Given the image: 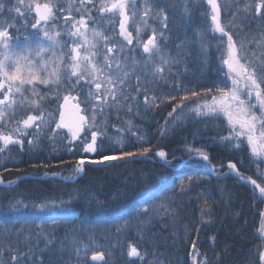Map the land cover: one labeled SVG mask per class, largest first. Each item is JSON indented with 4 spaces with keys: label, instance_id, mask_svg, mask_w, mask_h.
I'll use <instances>...</instances> for the list:
<instances>
[{
    "label": "snow or ice",
    "instance_id": "6c2138e0",
    "mask_svg": "<svg viewBox=\"0 0 264 264\" xmlns=\"http://www.w3.org/2000/svg\"><path fill=\"white\" fill-rule=\"evenodd\" d=\"M159 2L144 0L138 5L137 0H99L98 3L96 0H87V3L80 0L79 6L66 9L62 0H48L43 4L35 0L32 3L15 0V4L11 0H0V14H16L10 17L12 22H0V142L4 146L0 147V152L9 145H19L23 151L25 142L29 146H37L26 138L40 134L47 137L50 132L52 136L49 139L59 137L67 141L64 148L69 154L79 153L76 155L77 172L82 171L81 166L86 162L100 165L154 155L170 169L186 163H198L222 176L234 174L239 181L250 184L254 191L258 190L264 199V175L259 177L261 183H257V179L243 175L236 163L229 161L226 166L222 162L214 165V157L206 151L208 145L196 147L195 142L201 138L200 129L192 133L191 141L184 138L182 151L186 156L168 159V153L159 143L153 145L143 135L137 137L133 150L117 149V142L107 136L106 127H100L102 118L113 113L119 121L122 112L135 115L143 109L151 110L153 105L159 107L163 103L161 96L166 95L177 102L169 105L171 111L167 116L172 119L165 120L166 128L158 127L159 135L167 136L169 131L182 128L184 121L178 119V114L188 109L193 123L212 122L216 135L203 139L226 146L230 151L247 148L255 161L264 164V0H250L243 5L241 12L246 14L245 20L249 23L257 19L261 21L255 34L245 35L243 39H234L242 31L235 27L234 20L221 22V5L217 0H198V3L207 5L201 15L210 17L211 33L218 41L216 72L219 78L201 88L189 87L178 81L180 72L172 70L174 65L180 64L179 57L188 53L181 51L183 43L176 45V57H170L165 51L169 19L163 8L159 13L155 11ZM33 11L35 15L29 18ZM184 12L190 16L187 5ZM97 16L106 22L105 31H98L95 27ZM150 19L154 23L158 21L159 26L152 28L146 39H141V32L149 27ZM19 20L24 22L22 27L30 25L36 30L32 38L24 36L22 45L16 36L20 31L16 26ZM130 20L134 25L140 20L144 26L136 27L135 36L129 30ZM207 51L208 47L201 42L200 55L206 56ZM160 81H171L172 92L157 91L154 85ZM26 93L35 99H29ZM17 109L23 118H16ZM12 122L15 126L9 128L7 125ZM132 128L129 121L125 131L136 136L140 129L133 131ZM225 167L227 172L223 171ZM186 179L190 184L193 182L192 177ZM0 183H3L2 179ZM13 183L15 181H9V186ZM161 183L167 185L163 176ZM178 187L185 190L183 181ZM154 198L155 194L146 190L138 202L143 207L132 202L131 207L122 205L119 218L132 213L137 216L148 214L149 204ZM161 199L167 201L168 197ZM160 207L167 211L163 203ZM21 211L28 209L26 206L23 209L16 205L7 209L0 206V216L5 217V224L17 220ZM31 211L47 215L52 224L74 218L70 201L65 200L47 202L39 210L34 207ZM261 216L264 217V211ZM260 230L264 232V221ZM2 231L9 235L12 232L9 228ZM23 231L21 228L19 233ZM41 235L37 233L36 239L39 240ZM25 240L33 243L28 237ZM140 242H143V237L136 243H127L126 256L133 258L130 264H160L156 258L147 259L152 254L141 249ZM192 247L193 264H198L196 244L193 243ZM2 255L0 253V264H4ZM104 258L101 251L91 256L92 261H104ZM10 264H18L17 255H10ZM199 264L209 262L205 259ZM253 264H264V251H259L258 261L254 260Z\"/></svg>",
    "mask_w": 264,
    "mask_h": 264
},
{
    "label": "trees",
    "instance_id": "16d2710c",
    "mask_svg": "<svg viewBox=\"0 0 264 264\" xmlns=\"http://www.w3.org/2000/svg\"><path fill=\"white\" fill-rule=\"evenodd\" d=\"M249 2L250 0H238V28L242 29L239 33L242 39L245 35L255 34L261 24L258 19L250 23L245 20L246 14L241 10L243 5ZM233 3L234 0L229 1V5H224L222 10L229 8ZM199 4L197 2L196 6ZM236 8L234 6L230 10ZM185 19L186 21H182L178 15L175 18L176 22L169 20V31L165 33L168 37L165 51L170 57H176V45L183 43L181 51H186L188 55L181 56L180 64L174 65L172 70L180 72L177 79L187 86L206 87L208 82L213 81L212 78L219 77L217 72L216 76L211 74L209 65L204 63L199 52L200 47L192 34L194 30L202 29V26L208 23L206 22L208 17L193 14L192 17ZM29 26L26 28L30 30ZM216 46L217 44L214 48L210 47L211 50L216 51ZM169 82L171 84V81ZM170 84L169 88L164 86L162 90L157 91L165 94L172 92ZM162 96L163 103H160L159 107L153 105L151 110L144 109V112L135 115H125L122 112L119 121L114 113L102 118L100 126L106 127V134L112 141L117 142V149L133 150L138 142L137 137L143 135L145 140H151V144L159 143L168 153V159L184 157L186 156V152L182 151L184 138L191 141L192 133L200 129L201 138L195 142L196 147L206 143L208 145L206 151L214 157L212 160L214 165L234 160L243 175L257 179V183H261L259 177L264 175V164L255 161L247 148L230 151L226 146L213 144L210 140L202 138L216 135L211 121L185 122L182 128L169 131L167 136L159 135L158 127H167L165 120L166 113L171 110L169 105L177 102L171 101L166 95L165 98ZM188 117L192 119L191 116ZM129 121L133 131L140 129L136 136L125 131L129 127ZM29 138H32L34 145L37 146H29L25 142L23 151L18 146H11L8 155L7 151L0 152V174L7 181H13L23 174L39 175L59 171L67 164L62 161L71 163L76 161V155H79L69 154L64 148V142L57 143L53 139L47 141L36 136ZM29 138H26V141ZM34 164L37 167L34 168ZM162 176L166 178L167 185L161 183ZM186 177H192L193 182L190 184ZM182 181L184 191L178 187ZM47 183L29 177L23 178L15 186H0V206L5 209L12 205L22 209L26 206L28 211L34 207L38 208L39 199L44 194H49L48 190H52L48 188ZM49 184L55 187L46 201L56 203H59V200L70 201V206L76 210L74 218L70 220L76 221V214L85 227L82 236L94 234L93 239L100 245L94 246L90 243V246L94 250L102 247L105 261L101 264H130L133 258L126 256L127 243H136L141 237H143V242H140L141 249H146L152 254L147 259L156 258L160 264H193V243L196 244L195 259L198 264L205 259L209 264H253L254 260L258 261L259 251L264 249V233L260 230L264 221V217L261 216V212L264 211V199H261L258 190L254 191L250 184L239 181L234 175L212 174L202 164L186 163L182 167L170 169L154 155L144 159L128 158L124 162L87 165L85 172L75 182L54 179ZM146 190L155 194V198L149 204L148 214L137 216L136 213H132L120 219L121 206L131 207L130 202L138 203ZM164 196L168 197L167 201H162L161 197ZM99 199L102 200L100 207L96 203ZM162 203L167 211L160 207ZM138 207L142 208L143 205L138 203ZM28 211H21L18 219L8 224L4 223L5 217L0 216V244H7L8 240H11L14 245L13 249L7 251V259H10V255H17L19 258L26 254H39L41 257H30L26 264H39L40 261L42 264H100L90 260L91 254L80 261L76 253L74 259L72 249L68 248L66 241H61V244L57 245L52 233L55 225L51 231L44 230V224L39 227L38 232L25 228L22 234L17 232L15 227L21 229L36 224V219L34 221L28 219V216H31L30 213H26ZM23 221H26L25 226H19ZM40 221H42L40 224L49 223L48 219ZM4 228L11 229V234H5L2 231ZM118 229L120 231H117ZM37 233H42L39 240L36 239ZM62 234L68 235L66 231ZM22 236L24 239H20ZM25 237L33 243H28ZM68 237H72V234ZM21 240L25 243L19 244ZM120 245L126 247L123 253L120 252ZM94 250L91 253L95 252Z\"/></svg>",
    "mask_w": 264,
    "mask_h": 264
},
{
    "label": "rangeland",
    "instance_id": "374dc122",
    "mask_svg": "<svg viewBox=\"0 0 264 264\" xmlns=\"http://www.w3.org/2000/svg\"><path fill=\"white\" fill-rule=\"evenodd\" d=\"M229 1H231V0H229ZM229 1L228 0H217L218 4L221 5V22L222 23H228V22H231V21L234 20L235 21V27H238V0H234V3H233L232 6L222 10V7L224 5L225 6L229 5ZM11 2H12V4H15V0H11ZM25 2L26 3H32L33 0H25ZM35 2L43 4V3L48 2V0H35ZM62 2H63L64 7L66 9H73L74 6H79L80 5V0H62ZM85 2L87 3V0H85ZM96 2L98 3L99 0H96ZM143 2H144V0H137L138 5L139 4H143ZM197 2H198V0H195V1H193V0L192 1H189V0H169V1L168 0H164L163 2H162V0H160L158 6L155 7V11L159 13L160 9L163 8L164 11L168 15V19L169 20L171 19L170 21H175V18L178 15L180 16L182 21H186L185 17L190 18V17L193 16V14H196L198 16H202L201 13L204 11V9L207 7V5H206V3H200L198 6H196ZM185 5H187V7L189 9L190 16L189 15H185V12H184ZM234 6H236L237 8L233 9V10H230ZM65 14H67V13H65ZM34 15H35V13L33 11V12H31L29 14V18H31V16H34ZM15 16H16V14L14 12H12V13L5 12L3 14H0V22H4V21L12 22L10 17H15ZM206 22H208V23H205V25L202 26V29H200L199 25H198L199 29H196V30L193 31L194 33L192 34V37L194 38L195 42H197L199 47H200V43L201 42H203L205 44V46L208 47L207 55L203 56L202 59H203L204 63H207L209 65L208 68H209V70L211 69V74L216 76L215 67H217V64H218L217 53H216V51H212L211 48H214V45H216L218 43V41L215 38H213V34L211 33V28H209L210 27V23H211L210 22V17H208ZM22 23H23L22 20H19L16 23V26L18 28H20V31L16 32V36L19 37V41L18 42L21 45L25 43V41L23 39L25 35H29L30 38H32V34H34L36 32L35 29L31 28L29 30L26 27H22V25H23ZM158 26H159V22L158 21L154 23L153 20L150 19L149 20V27L144 28V30L141 32V39H146L148 35H151L152 28L158 27ZM95 27L97 28L98 31H105V28L107 27V24L104 21H100L99 17L97 16V23H96ZM136 27H142L143 28L144 26L141 24L140 20H137L135 25L132 24V21L130 20L129 30L133 31V35L134 36L136 34L135 33ZM234 30H235V28H234ZM216 35H218V34H216ZM62 39L65 42H67V38L66 37H63ZM234 39H242V37H240L238 35V36L234 37ZM141 51H142V49H141ZM199 52H200V50H199ZM185 53H186V51H185ZM216 79H218V78H216V77L212 78V80H216ZM169 84H170V82L165 83L164 81H160V83L158 85H156L155 88L158 89V90H162V87H164V86H168V88H169ZM26 96L29 99H35V97L31 96L30 93H26ZM162 97L165 98V95L162 96ZM141 101H142V98H141ZM142 112H144V109L142 110ZM178 112H179V110H178ZM188 112H189V110H185L184 113H179L178 114V119L179 120H183L184 123L185 122H190V121L192 122L193 118L190 119V117H188L189 116ZM167 113H166V119L167 120H171L172 118L168 117ZM15 114H16V118L17 119L23 118L21 116V114H20L19 109L16 110ZM174 115H177V114H174ZM7 126L9 128H11V127H14L15 124H14V122H12V123H9ZM53 127H54V125H53ZM112 133H113V131L111 132V134ZM51 136H52V133L49 132L48 133V137H51ZM53 140L56 141L57 143H60V142L61 143L64 142L65 144L67 143V141H63L59 137H56ZM11 146L20 147L19 145H9L5 149V151H7V155L9 153L8 150L10 149ZM0 147H4L2 142H0ZM5 151H3V152H5ZM230 161L233 162V163H236L234 160H230ZM228 162L229 161L224 163L225 166L227 165ZM87 165H95V164H90V163L86 162L85 165L81 166L82 167V171L77 172L75 170L76 161L74 160L71 163L65 164L63 166V168L61 170H59V171L55 170V171H52V172H44V173H40L39 175H37V174L36 175L35 174L34 175H32V174H23V175L19 176L20 179H17L18 178L17 177L15 179L16 180L15 183H13L11 186H15L23 178H29V177L34 178L35 180H39V181L40 180L47 181L48 183L46 185L48 186V188H50L52 190L49 191L47 189L48 190L47 193H49V194H44L39 199V204L41 206L42 204L47 203L46 199L52 193V191H53V189L55 187L54 185H50L49 184V183L52 182V180L57 179V180H60V181H63V182L64 181L65 182H75L76 179L79 178L80 176H82V174L85 172V169H86ZM100 165H104V164H100ZM182 166L183 165H178L177 167H182ZM237 168H238V166H237ZM208 170L212 174L214 173L215 175H217V173L212 172L210 169H208ZM223 171L227 172L228 169L225 167ZM27 176H29V177H27ZM0 179L3 180V183H0V186L9 187V181H7L2 174H0ZM258 194H259V192H258ZM96 203H97V206L100 207L101 204H102V200L101 199L96 200ZM39 208L40 207H38L36 209L39 210ZM76 209H77V207H76ZM73 210H74V212H76V210L74 208H73ZM26 213H30L29 215H31V216H28V219H31L32 221H34L36 219V221H35L36 224L28 225L27 227H23V229L24 228L25 229H32L33 231L38 232V231H40L39 227H42L45 224L43 229L44 230H48L49 229V231H51V228L53 227V225H55L56 227L52 231V233H53V236L57 240V245H60L61 241L62 242L66 241V244L69 246L68 248L72 249L71 254H72V257L74 259L76 258V253L79 255L78 258H80V261H83V259L85 257H88L90 254L92 256L94 252L93 253H91V252L94 250V248L92 246H90V243L92 245H94V246L100 245L98 242L96 243L95 240L93 239L94 234H91L93 236H90V235L89 236H87V235L82 236V234L84 233L83 230L85 229V227L81 224L82 222L79 220V218L76 216V214H75L76 221H72L70 219H68V220H59L58 223L52 224L47 215L33 214L32 211H28ZM21 219H19V220H21ZM46 219H48L49 223L48 222H44V223L40 224V222H42L40 220H44L45 221ZM106 220H108V219H106ZM69 221H72V223L70 224ZM25 223H26V221H23V222L20 223L19 226H25ZM15 230L17 232H19L20 229L18 227H15ZM65 231H66V233L68 235L72 234V237H68V235L62 234V233H65ZM20 239H24V236H22ZM23 243H25L24 240H21L19 242V244H23ZM16 244H18V243L16 242ZM0 245H1L0 246L1 247L0 248V253H3L2 260H3L4 264H10V259L9 258L7 259L6 253H7V251L13 249L14 245L11 243V240H8L7 244H3V245L0 244ZM125 248L126 247L120 245V248H119L120 252L123 253ZM103 249H104V247H103ZM94 251L95 252H98V251L102 252V247L96 248ZM91 256H90V260H91ZM30 257L38 258V257H41V255H39V254H35V255L29 254V255H27L26 254V255L20 256L18 258V264H26V262L30 259ZM104 261H105V258H104ZM104 261H92V262L101 264Z\"/></svg>",
    "mask_w": 264,
    "mask_h": 264
},
{
    "label": "water",
    "instance_id": "95a60500",
    "mask_svg": "<svg viewBox=\"0 0 264 264\" xmlns=\"http://www.w3.org/2000/svg\"><path fill=\"white\" fill-rule=\"evenodd\" d=\"M264 251V250H263Z\"/></svg>",
    "mask_w": 264,
    "mask_h": 264
}]
</instances>
